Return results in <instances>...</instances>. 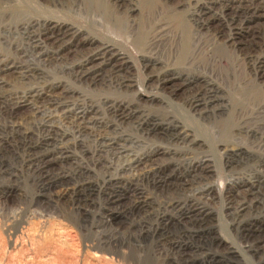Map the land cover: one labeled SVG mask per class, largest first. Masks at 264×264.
Instances as JSON below:
<instances>
[{
	"label": "rangeland",
	"instance_id": "obj_1",
	"mask_svg": "<svg viewBox=\"0 0 264 264\" xmlns=\"http://www.w3.org/2000/svg\"><path fill=\"white\" fill-rule=\"evenodd\" d=\"M178 1L168 0L171 5ZM24 2L27 18L67 24L97 44L112 46L124 57L121 70H128L132 86L127 92L95 90L45 62L38 68L45 78L31 85H59L73 92L68 106L35 112L17 105L12 116L0 107V264H264V178L256 183L240 174L248 168L245 160L250 155H264V144L217 133V124L237 115L256 137L264 138V115L247 99L254 88L248 85V70L239 64L235 75L223 81L208 74L210 70L194 72L214 80L228 104L224 113L210 118L215 119L202 120L178 99H170L162 114L144 102L164 100L152 78L159 70L148 66V60L171 67L166 47L161 49L166 38L158 57L150 45L139 49L123 30L97 18L89 21L90 13L82 7L53 9L40 0ZM262 21L264 17H253L249 22ZM168 30L169 25L160 22L154 34L166 35ZM242 37L240 33L236 38ZM197 48L218 55L223 74L228 63L220 46L200 38ZM0 54L15 58L9 50L0 49ZM226 56L235 58L230 52ZM187 74L192 71L183 70ZM4 79L10 84L4 87L7 92L28 85L16 84L10 74ZM116 104L127 118L112 115L109 105ZM79 110L85 113L80 122L74 118ZM15 122L20 131L10 133L8 127ZM177 131L187 138L188 148L175 138ZM60 135L67 140L74 165L52 162L48 178L32 164L54 153L53 146L45 149L37 143ZM110 143L123 146L125 152L115 155ZM235 145L244 152L234 151ZM146 154L152 160L146 166L126 170L131 158ZM241 200L246 207L239 210L236 204ZM189 202L195 204L191 215Z\"/></svg>",
	"mask_w": 264,
	"mask_h": 264
},
{
	"label": "bare ground",
	"instance_id": "obj_2",
	"mask_svg": "<svg viewBox=\"0 0 264 264\" xmlns=\"http://www.w3.org/2000/svg\"><path fill=\"white\" fill-rule=\"evenodd\" d=\"M40 1L53 9L75 10L82 7L85 12L89 11V21L97 18L114 28L123 30L139 49L150 45L158 57L162 41L166 38V44L161 49L166 47V59L171 62L169 63L171 67L165 66L158 59L148 60L150 63L148 66L159 70L152 78L155 79L165 101L153 98L144 102L157 107L162 114L167 113L170 99L183 100L182 105L189 110L199 112V117L204 121L217 116L219 112L224 113L228 104L222 101L219 85L214 80L199 77L194 72L210 70L206 73L214 76L216 80H230L235 75L238 65L242 64L251 77L248 85H254L253 89L250 87L252 92L247 96L248 102L254 104L260 110L259 113L264 115V21L257 25H250L249 22L253 17H264V0H179L173 5L169 4L168 0ZM28 9L24 0H0V49L15 53L14 59L0 54V91L4 90L3 94L0 93V105H2L0 107L5 109L4 112L8 116L15 114L14 108L17 105H27V108L35 112L41 108L46 109L45 107L58 110L68 106L73 92L59 85H49L43 89L31 85L45 78L38 70L45 62L47 66L60 68L59 73L66 74L74 82H83L87 87L95 90L107 88L114 92L121 90L127 92L130 89L132 82L128 80L129 76L126 74L128 70L125 72L121 70L126 61L122 60L124 57L112 46L97 44L93 39L82 36L81 32L67 24L52 25L51 21L39 16L27 18ZM160 22L168 24L169 30L166 35L156 36L154 30ZM240 33H243V37L236 38ZM200 38H208V41L220 46L225 55L223 58L228 63L223 74L218 68L222 65L218 55L213 56L208 50L201 52L204 48L198 50L197 43ZM228 52L234 55V60L226 56ZM183 70L192 71V74L183 75ZM8 74L14 76L16 84H28L27 87L14 93L5 91L4 87H10V84L4 82ZM184 92H188L186 96L182 95ZM238 93L240 94L241 91ZM119 106L109 105V110L118 120H123L127 117L120 112ZM84 116L85 113L79 110L76 111L74 118L80 122L83 121ZM15 117L17 118L18 115ZM213 119L215 118L210 121ZM8 128L10 133L20 131L17 123ZM217 128L220 137L228 139L241 137L257 146L264 144V138L256 137V132L246 128L241 123V117L237 115L217 124ZM178 136L184 141L183 147L188 148L185 144L187 138L185 139L184 135L177 131L175 138ZM24 138L25 136H22L20 139ZM37 144L44 148L53 146L54 153L51 152L52 154L44 156L43 159L33 160L34 171L49 178L54 163L62 166L74 165L67 140L63 141L61 135L59 138H44L43 143L39 141ZM108 147L115 155H122L125 152L123 146L114 147L110 143ZM234 151L244 152L238 145L234 146ZM155 153L161 155L162 152ZM149 161L152 160L147 154L138 159L131 158L126 170L140 165L146 166ZM77 162L75 160V163ZM245 164L248 168L240 173L241 175L254 178L256 183L264 178V155H250L245 160ZM236 205L239 210L246 207L243 200ZM193 206L195 204L189 202L190 210H187L189 215L194 212Z\"/></svg>",
	"mask_w": 264,
	"mask_h": 264
}]
</instances>
